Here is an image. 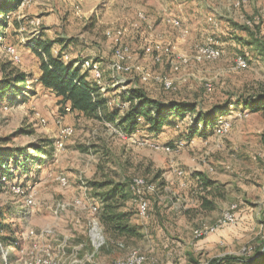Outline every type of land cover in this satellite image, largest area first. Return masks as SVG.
Here are the masks:
<instances>
[{
    "label": "rangeland",
    "instance_id": "374dc122",
    "mask_svg": "<svg viewBox=\"0 0 264 264\" xmlns=\"http://www.w3.org/2000/svg\"><path fill=\"white\" fill-rule=\"evenodd\" d=\"M245 1L242 6L241 2L233 6V0L213 6L209 0H165L170 2L169 17H163L166 29L186 43L187 51L180 54L171 43L153 44L154 38L150 42L155 54L151 61L155 64L148 68L131 63V45L125 34L130 24L138 28V24L146 22L151 0H98V14H91L87 21L99 35L107 28L104 35L112 42V63L118 62L117 54L127 50L129 59L119 61L131 73L125 77L139 86L152 82L161 100L194 104L197 111L205 113L214 106H234L256 94L264 95V0ZM59 3L65 6L63 1ZM74 8L81 15V7ZM256 21L258 27L253 23ZM11 25L5 37H0V80L16 72L33 74L38 68L31 53H22L23 46L14 38ZM136 44L133 52L144 54L148 44L144 45L143 40ZM167 48L172 53L165 52ZM208 48L217 53L209 55ZM163 52L172 58L162 59ZM237 58L244 60V68L235 66ZM94 64L100 68L104 84L101 94L109 99L108 107L112 108L116 94L111 91L121 87L114 84L125 72L110 67L114 77L105 72L103 81L100 65ZM163 80L172 82V91L162 89ZM34 90V95L17 97L16 102L0 100V154L25 147L29 153L37 146L45 150L43 161H39L42 164L34 167L37 175L20 179L19 185L0 184V224L8 227L18 242L8 246L0 241V264H115L135 256L142 258L143 264H207L212 258L239 256L264 241L261 113H241L234 108V114L227 119L217 120L230 123L228 132L220 135L210 131L205 139H187L186 123L193 117L190 115L176 119L157 136L140 130L127 137L109 124L65 113L50 93ZM57 120L69 126L71 132L64 134ZM198 173L212 182L209 188L201 189L198 181L189 180ZM134 178L142 179L144 185L133 191L136 200L131 195L125 204V210L132 214L131 224L149 226L150 217L155 216L159 222L151 223L162 227L166 236L161 231L156 235L149 227L146 233L142 231L143 238L116 241L104 232L98 210L100 191L93 183H129ZM200 196L212 202L213 207H199ZM139 197L148 200V213L143 215L138 212ZM234 212L238 221L223 228L221 241L211 247L207 238L214 233L210 234L209 229L225 214ZM248 214H253L256 225L244 226ZM7 234L1 233L0 238ZM172 241L190 251L182 253Z\"/></svg>",
    "mask_w": 264,
    "mask_h": 264
},
{
    "label": "trees",
    "instance_id": "16d2710c",
    "mask_svg": "<svg viewBox=\"0 0 264 264\" xmlns=\"http://www.w3.org/2000/svg\"><path fill=\"white\" fill-rule=\"evenodd\" d=\"M22 3L23 0H0V37L3 36L2 31L8 26L7 19ZM253 23H255V27H258V21ZM244 27L249 29L247 25ZM55 43L56 41L43 40L41 36L26 43L24 47L38 59L39 75L36 81L31 83V86L27 82L32 80L33 74L23 72H16L0 80V100L16 102L18 101L17 97L34 95L35 84L38 83L42 88L51 92L63 108L66 106L70 108V111H66V113L76 114L86 120L104 125L109 124L127 137H131L140 130H144L148 135L157 136L165 126H171L172 121L190 115L193 117L190 119L189 125L186 126L185 132L189 141L196 136L205 139L210 131L213 133L216 130L215 132H217L220 130L218 123L223 122L222 120L217 122V120L224 117L227 119L234 114L232 111L235 110H230V107L233 106L231 103L214 106L203 113L197 111L194 104L151 98L141 88H132L122 92L118 96V103L109 108V99L100 93L104 88V84L101 82L102 78L100 82L97 79L94 80L93 76V80H88L86 71H91L84 70L82 72V62L76 65V61H65L63 51L66 49V45L53 54L52 49ZM91 62L93 66L96 63ZM161 83L160 85L165 91L163 81ZM168 91H172V88ZM235 105H241L236 109L241 113H261L264 117L263 94H256L247 100H240ZM43 153L45 150L38 146L32 153H29L26 147L4 150L0 154V184L10 182L13 185H19L20 179L37 175L38 169H34V167L42 164L39 161H43H41ZM195 175L201 181L200 185L203 188L207 189L212 185V182L200 173ZM131 182L107 180L98 184L93 183L94 188L100 191L98 193L100 223L110 239L116 241L144 237L142 227L131 224L132 214L129 210H125V204L131 195L136 200V195L131 190ZM144 198L148 202L147 198ZM201 199V207L204 209L213 207L212 202L206 198ZM6 232L9 234L1 237L0 241L4 245L15 246L18 242L13 238L14 234L8 227L0 224V234ZM207 264H264V241L258 247H252L249 255L248 250L247 252L245 250V253L239 256L224 255L212 258Z\"/></svg>",
    "mask_w": 264,
    "mask_h": 264
},
{
    "label": "crops",
    "instance_id": "0c3cea01",
    "mask_svg": "<svg viewBox=\"0 0 264 264\" xmlns=\"http://www.w3.org/2000/svg\"><path fill=\"white\" fill-rule=\"evenodd\" d=\"M59 1L60 0H24L25 5L22 6V4H23L22 3L18 7L17 10H15L14 12L11 13L9 18L7 19L8 26L4 29V31H2V34H3L2 37H5L4 35L10 29L9 28V26L11 25L10 22H11V20H13L11 27L13 29V32L16 33L14 38L19 40L18 43L23 46V47H21L22 53H31L24 46L31 39L38 38L39 36H41V38L43 40L56 41V43L54 44L53 49H52L53 54L58 52L63 45H66V49L63 51L64 56H65L64 57L65 61H76L75 64L77 65L78 63H81L83 60H91V61H94L100 65L101 70L103 71V72H101L103 74L102 75L103 81L105 79L104 78L105 72L108 74L109 77H114L113 74L111 73V70H110V62L112 60L113 53H111V55L109 54L110 43H112V42L110 40L106 39L105 35H104V31L107 28H105L104 31H101L100 35H99L96 32L95 28H90V25H91L90 21H87L88 18H91L90 17L91 14H93V13H95L96 15L98 14V12L96 11V8L100 2H98V0H77V1L76 0L75 1H73V0H61L65 3V6H63L62 4L59 3ZM227 2H228V0H214V1L209 0V4L213 5V6L222 5V3L226 4ZM240 2H241L240 6H242L245 4L246 1L245 0H233L232 3H233V6H237V4L239 5ZM76 5L80 6L82 9L81 15H79L78 12L76 11V9H75L76 7L74 8V6H76ZM150 5H152V7H150L149 9L146 8V11L149 13V16L148 15L146 16V18L147 17L148 18H147L145 23L138 24L139 25L138 28H133L132 27L133 23L130 24V26L127 28L124 27L127 30L126 34H125V39H126V41H129L128 44L131 45V48H130V51L132 54L131 63L134 62L135 64H139V65H141L143 67H147V68L150 65L155 64V62L151 61V59L153 60V57L155 55L153 52L154 50H152L151 42H150V40H152V39L153 40L156 39L155 41H152L153 44L160 43V42L161 43L162 42L163 43H171V45L175 46V50H177L178 53H180V54H184V53H186L185 51H187V49H184V48H187L186 43H184V41L179 39V37H174L166 29L167 26L165 25V20L163 17L164 16L169 17L167 10H170L169 9L170 2L166 3L165 0H151ZM198 5H196L193 9L197 8ZM199 6H201V5H199ZM216 9H217V7H216ZM94 10H95V12H94ZM64 16H65V19L62 18ZM28 19H29V22L27 21ZM158 19H160V20L158 21ZM35 20H38V21H36L37 25H35L33 23ZM214 22H215V20H214ZM39 23H40V25H39ZM99 23H101V21H99ZM103 23H105L104 25H107V22H103ZM137 23L138 22H136L134 24H137ZM141 25L144 26L143 27L144 29L141 28ZM215 27L217 28L218 25H216ZM175 32L178 33V31H175ZM97 34H98V37H97ZM158 39L159 40L163 39V40L158 41ZM173 39H175L176 42L173 43ZM142 40L144 42V45L148 44L146 51L144 52V54H143V52H139V54L134 53L133 48H136V45H137L136 43H139ZM182 43H183V45H182ZM113 47H115L114 44H113ZM54 48H56V49H54ZM171 50L172 49L168 50V48H167L165 50V52H171L172 53ZM149 52L152 53V57H149V54H150ZM165 52H163L161 54L162 59L172 58V56H169ZM31 56L35 57L32 53H31ZM104 60L105 61L108 60L109 63H105ZM37 62H38V59H37ZM86 62H88V61H86ZM159 64H161V63H159ZM37 66H38V63H37ZM94 66H97V64H95ZM82 67H83V65H82ZM90 71L92 73L89 71L88 72L86 71L87 79L93 80L94 73H93L92 69H90ZM82 72H84V70H82ZM38 73H39L38 68H36V72L33 73L32 80H30L28 82L29 83L35 82L38 75H39ZM92 74H93V78H92ZM125 76H129V75L118 76L119 81H116V83L114 85L119 84V85H121V87H117L113 91H111L112 95L116 94L115 96H113L114 97L113 101L116 102V104L118 103L119 94H121L122 92L128 91L132 88H141L142 90H144L146 92V94L149 97L158 99L159 91L155 88L154 83H152V82L141 83L143 85L139 86V85L135 84L134 82H132V78H129V77L127 78ZM101 82H102V80H101ZM35 87L37 89L42 90V91H46V92L50 93L52 96H54L51 92L42 88L40 86V84H38V83L35 84ZM124 87L126 90H122ZM105 89H107V88L105 87ZM101 92L102 91H100V93ZM240 107H241V105L232 106L231 109L234 110V108L238 109ZM172 122L175 123V120ZM188 123H186V126ZM166 128H168V126H165L163 129H166ZM192 178H194L196 181H198L199 185H200L201 181L199 180V178L196 177V175H192L191 178H189V180L190 181L193 180ZM178 182H179V180H178ZM188 183H190V182H188ZM176 186L178 187V184H176ZM180 186H184V184L183 185L181 184ZM200 187H201V189L203 188L201 185H200ZM263 191H264V187H263ZM201 198H205V197L200 196L199 207L201 206V202H202ZM252 215L253 214H248L244 217L245 218V224L244 223L243 224L245 227L250 226L251 223L252 224L254 223V225L257 224V223H255V221H253V217H251ZM154 217L155 216L150 217L149 226L143 227L142 224H139V223H137V224L134 223L133 225L142 226V231H144L145 233L148 231V229L150 227V231H153L156 235L159 234L161 231L162 235L164 236L165 231L162 229V227H160V226L156 227V226H154V224L151 223V222H153V223L159 222V220H158L159 218L157 219ZM185 229H186L185 227H182L183 232H185ZM165 230L167 231V233H170V230H167L166 227H165ZM216 231H214L212 233H215ZM222 231L224 232V229L218 231L217 234L215 233L216 235L214 234L213 236L207 238V240L211 242V244H210L211 247L214 248V245H217V244H214V242L216 243L217 241H221L219 238L222 237L220 235V233H223ZM212 233H210V234H212ZM224 236L227 237L226 234ZM171 243L173 246L181 248L180 250L182 251V253H186V251H190V248H188V250H186L185 246H181V245H179V243H177L175 241H172ZM193 250H196V248L195 249L193 248ZM168 252H171V250L169 249ZM171 262L166 261L165 264H172Z\"/></svg>",
    "mask_w": 264,
    "mask_h": 264
},
{
    "label": "bare ground",
    "instance_id": "6f19581e",
    "mask_svg": "<svg viewBox=\"0 0 264 264\" xmlns=\"http://www.w3.org/2000/svg\"><path fill=\"white\" fill-rule=\"evenodd\" d=\"M177 27V25H175ZM207 47V46H206ZM209 50L207 51L209 55H215L217 52L213 49V48H208ZM127 50H124L123 52L117 54V59H118V69H113L114 71H119V72H127L128 68H125L123 64H120L119 61H122L123 59H129V55H126ZM205 52V51H204ZM15 59H17V57H15ZM238 60H240L241 62H238ZM158 61V59H157ZM235 66L237 68H244L245 67V63L244 60L242 58H237L234 61ZM83 68L87 69V70H94L95 72V79H97L98 82H100L101 80V74L99 72V67L98 66H93L90 62H84L83 63ZM163 84H164V88L166 90H169L171 88H173V84L170 81L167 80H163ZM209 88V86H208ZM239 115V114H238ZM242 115V114H240ZM239 115V117H240ZM218 125L220 126V130H218L216 133L220 134V135H224L228 132L230 126V123H228V121L223 120V122H219ZM71 132V129L69 128L68 130H63L64 134H69ZM166 150H169L168 148H166ZM61 182V181H60ZM144 185V182L142 179L140 178H134L131 182V190L134 192H137L140 188H142V186ZM148 209V202L146 201V199L139 197L138 198V212L140 214H145V212ZM230 214H225L223 217H221L210 229L209 232H213L216 229L223 227L224 223H226V220H228L229 218H231ZM115 264H143V259L142 258H138L135 256V258H133L132 260H129L127 262H118Z\"/></svg>",
    "mask_w": 264,
    "mask_h": 264
},
{
    "label": "built area",
    "instance_id": "2783aa9c",
    "mask_svg": "<svg viewBox=\"0 0 264 264\" xmlns=\"http://www.w3.org/2000/svg\"><path fill=\"white\" fill-rule=\"evenodd\" d=\"M24 5H25V2L23 1L22 6H24ZM9 47L11 48V51L15 53V55L19 56V54L17 52H15L13 47H11V46H9ZM209 52H212V51L209 50ZM238 62H241V61L238 60ZM110 67H111V69H118V63H112V60H111ZM121 75H131V73L130 72H125V74H121ZM63 110L66 113V111H70V108L66 106V107L63 108ZM56 125L58 126V128H60L62 130H68V127H69L67 125H63L60 120L56 121ZM61 143H62V139H61V142L59 144V150H60V147H61ZM237 221L238 220L236 219V215H235V212H234L233 216H231V218L226 220V223H224V227L218 228L216 233L218 231L222 230L223 228H225L226 226L235 225ZM202 238H204V237H198L197 239H202ZM247 250H248V255H249L251 253V248H247Z\"/></svg>",
    "mask_w": 264,
    "mask_h": 264
}]
</instances>
